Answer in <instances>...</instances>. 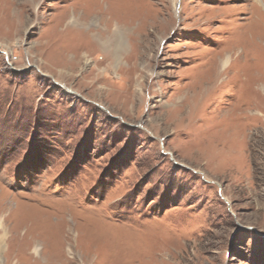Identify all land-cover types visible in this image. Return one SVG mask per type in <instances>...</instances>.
<instances>
[{"label": "rangeland", "instance_id": "obj_1", "mask_svg": "<svg viewBox=\"0 0 264 264\" xmlns=\"http://www.w3.org/2000/svg\"><path fill=\"white\" fill-rule=\"evenodd\" d=\"M0 220V264H264V0H0Z\"/></svg>", "mask_w": 264, "mask_h": 264}, {"label": "bare ground", "instance_id": "obj_2", "mask_svg": "<svg viewBox=\"0 0 264 264\" xmlns=\"http://www.w3.org/2000/svg\"><path fill=\"white\" fill-rule=\"evenodd\" d=\"M261 4H262V3H261ZM116 39H117V38H116ZM119 41H121L120 38H118V40H115V44H116V45H121L120 43L117 44V42H119ZM118 47H119V46H118ZM116 50H118V49H116ZM226 60H227V59H226ZM223 62H224V61L222 60V61H221V66H222V64H224ZM2 224H3V223H2V220H0V230H3V229H2V228H3ZM2 238H3V236L0 235V244L2 243ZM0 246H1V245H0Z\"/></svg>", "mask_w": 264, "mask_h": 264}]
</instances>
